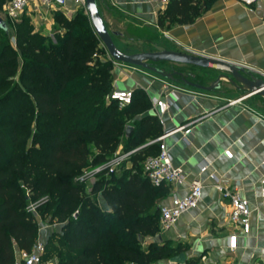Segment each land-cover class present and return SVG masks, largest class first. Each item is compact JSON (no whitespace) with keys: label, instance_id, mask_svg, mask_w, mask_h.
<instances>
[{"label":"trees","instance_id":"obj_1","mask_svg":"<svg viewBox=\"0 0 264 264\" xmlns=\"http://www.w3.org/2000/svg\"><path fill=\"white\" fill-rule=\"evenodd\" d=\"M7 1L0 0V12ZM212 1H171L158 26L163 20L168 25L190 24ZM53 20L63 30L55 34L54 43L33 32L27 18L2 20L13 29V46L0 30V264H13V248L27 253L37 240V226L27 210L30 201L42 216L49 214L61 224L60 231L44 242L43 262L170 260L185 246L152 242L142 249L138 241L158 233V203L168 194L165 185L152 187L142 170L144 159L157 154L158 144L149 142L162 134L160 123L152 115L134 120L147 109L140 91L131 92L130 104L123 108L107 99L112 65L97 58L104 52L81 11L70 19L55 12ZM27 110L34 113L38 130L30 140L28 133L16 128L26 120ZM6 113L15 120H3ZM132 120L133 129L124 138V128ZM118 149L121 154L133 151L123 162L129 168L118 166L122 171L118 176L99 169L86 191L82 172L102 166ZM97 195L106 209L93 201ZM42 198L45 201L37 203Z\"/></svg>","mask_w":264,"mask_h":264},{"label":"crops","instance_id":"obj_2","mask_svg":"<svg viewBox=\"0 0 264 264\" xmlns=\"http://www.w3.org/2000/svg\"><path fill=\"white\" fill-rule=\"evenodd\" d=\"M95 2L106 31L112 34L113 44L122 53L145 52L144 44L160 43L166 50L220 60L264 80V0H256L248 6L238 0H213L192 23L168 25L163 20L161 26H158V18L168 3ZM77 11L87 18L84 7L74 0H65L63 7L53 11L31 4L23 14L35 28V23L41 21L44 25L41 34L53 37L63 33L54 24V13L60 12L70 19ZM136 32L142 37L136 39ZM147 36L149 41L142 39ZM112 77L111 90L143 94L147 109L134 120L147 115L158 119L160 136H163L161 143L172 165L184 176L181 186L168 187V194L159 201L158 207L169 205L171 194L183 195L192 180H198L202 186L195 208L182 214L169 229L155 235L154 243L185 246L181 253L185 261L194 260L199 264H264V203L259 196L264 187V104L259 102V97L239 94L230 98L223 90L204 92L178 82L177 76H174L175 82H170L143 70L121 68L120 64L112 68ZM152 100L166 105V110L158 117ZM132 122L129 121V126L133 129ZM226 150L230 158L224 156ZM202 163L206 168L200 173ZM211 176L228 189L236 186L240 197L247 200L250 209L247 234L234 231L228 224L227 201L213 188ZM96 203L106 209L98 195ZM57 231L39 227L37 240L44 243ZM231 233L237 238L233 252L226 249L227 236ZM13 253L15 262L21 252L14 247ZM47 264H54V260Z\"/></svg>","mask_w":264,"mask_h":264},{"label":"built area","instance_id":"obj_3","mask_svg":"<svg viewBox=\"0 0 264 264\" xmlns=\"http://www.w3.org/2000/svg\"><path fill=\"white\" fill-rule=\"evenodd\" d=\"M65 0H8L2 7V16L8 19L11 22H17L19 17L23 14L24 10L28 8L31 4H37L42 7L45 11H53L58 8L63 7ZM81 7H83V0H74ZM158 4H167L174 0H149ZM243 5H251L256 0H238ZM95 58V55L92 56ZM99 60H107L111 62V65H116L117 63L113 62L106 53L103 57H97ZM107 99L114 101L118 108H123L130 104L131 101V92L129 91H120V90H111L107 96ZM153 107H155L157 117L164 113L166 110V105L164 102L159 100H152ZM186 132V131H185ZM163 136H159L153 141H150L149 144L157 143L158 150L155 156H149L144 159L142 162V170L145 178L149 184L158 188L161 185L167 187H179L184 183V176L179 168H176L170 162L166 150L161 143ZM133 153L129 151L114 156L102 166L96 168L94 172H97L101 168L107 169V173L111 174L114 169L119 166L122 162H125L128 157ZM226 158H230L231 154L229 151L223 152ZM264 165V160L262 162ZM206 164L202 163L199 166V172L202 173L205 171ZM214 184L213 188L218 193L219 197L227 201L228 204V224L232 226L234 231H238L242 234H247L249 231V215L250 209L247 200L240 197L238 194L236 186H233L231 189H228L221 184L217 183L213 176L210 177ZM201 184L198 180H192L186 191L181 196H176L171 194L169 205H160L158 207V225L161 231L169 229L176 220L187 211L195 208L198 203L200 193H201ZM259 196L264 203V187L260 189ZM35 206L29 205L27 207L28 212L34 211ZM263 227H264V215H263ZM237 238L235 233H231L227 236V246L226 249L229 252H233L236 248ZM44 254V243L36 240L29 252H21L20 257L13 264H47V262L42 261V256ZM230 264V263H222Z\"/></svg>","mask_w":264,"mask_h":264},{"label":"water","instance_id":"obj_4","mask_svg":"<svg viewBox=\"0 0 264 264\" xmlns=\"http://www.w3.org/2000/svg\"><path fill=\"white\" fill-rule=\"evenodd\" d=\"M83 7L87 15L91 30L98 42L101 44L108 57L117 64H123L154 74L164 80L175 82L174 76L180 79V82L196 90L211 92L220 89V81H226L230 86L240 91L241 97L256 96L264 102V80L253 76L249 71L241 67L205 57L193 56L190 54L166 50L160 46H154L153 51L140 52L135 54H124L115 47L111 39V33H108L97 12L95 0H83ZM0 30L7 33L6 24L0 18ZM160 63H169L180 66H190L204 70L218 72L217 78L209 86H201L196 83L186 81L179 73H166L155 65ZM238 85V86H237ZM132 128H124V138H127ZM137 148L135 151L139 150ZM185 261L182 254L171 258L169 264H183Z\"/></svg>","mask_w":264,"mask_h":264},{"label":"rangeland","instance_id":"obj_5","mask_svg":"<svg viewBox=\"0 0 264 264\" xmlns=\"http://www.w3.org/2000/svg\"><path fill=\"white\" fill-rule=\"evenodd\" d=\"M0 18L5 21V18L2 16V12H0ZM25 18H27L29 24L31 25L32 27V30L33 32H38L41 36H43L41 33L43 32V29H44V25L41 21H39L38 23H35V26L36 28L33 26L32 22L30 21V19L22 14L19 19H18V22L24 20ZM35 28V30H34ZM135 38L136 39H139L140 37H142L139 32H136L135 33ZM6 37H7V40L9 42V44L11 46H13V29L11 27H8L7 28V33H6ZM43 37H46L47 40L50 41V43H54L55 41V35L53 37H49V36H43ZM142 39H146L147 41H149V36H147V38H142ZM99 43V42H98ZM99 46L100 48L103 50V52L105 53L104 49L102 48L101 44L99 43ZM154 46H161L160 43H156L155 45H146L144 44L142 49L145 51V52H149V51H153V47ZM140 53V52H139ZM124 54H135V53H124ZM19 66H20V60H18V65H17V68L19 69ZM157 68H159L160 70L166 72V73H179L185 80L187 81H190V82H193V83H197L199 85H204V86H207L209 85L212 81H214L217 76H218V72H213V73H209L208 71H205L203 69H198V68H195V67H190V66H180V65H173V64H169V63H160V64H157L155 65ZM112 68L114 66H111ZM120 67L122 68H134V67H131V66H127V65H123V64H120ZM136 70H139V71H142L141 69L139 68H135ZM211 76V77H209ZM14 81H16V77H14ZM178 82H180L178 80ZM238 86V85H237ZM219 90H223L224 91V95H226L227 97H236V95H239V94H242L240 91L236 90L234 87L230 86L226 81L224 80H221L220 81V89ZM9 102H12V96L9 95L7 96ZM254 98H258V97H255ZM256 100V99H255ZM259 102L261 104H264L263 100L261 98H259ZM2 110V102H0V112ZM3 116V115H2ZM15 116H10L9 113H6L5 116H3V120H10V121H14L15 120ZM18 129H21V130H24L26 132V134L28 133V138L29 140L32 138L33 136V133L34 132H38L37 128L35 127V124H34V113L31 112V110H27L26 111V120L23 121L22 123H20L19 125H17ZM121 154L120 150L118 149L116 151V153L114 154V156L116 155H119ZM119 166H124V168H129L128 165H125L123 162L119 165ZM98 168V167H96ZM96 168H91V167H87L81 174L80 176V180H84L83 182L84 183V186H85V189L87 191V188L94 182V179L91 177L92 174H93V171L96 169ZM121 170L119 169V167L117 166L114 171H113V174L115 176H118L119 174H121ZM46 198H42L41 200H39L37 203H43L45 201ZM93 201L96 202V196L93 197ZM35 202H29L27 204V207L29 205H34L35 206ZM32 215H33V218L35 220V223H36V226L37 228L39 227H50V228H53V229H57V233L60 231V227H61V224L58 223L55 219L54 220H50L49 219V214H46L45 216H42L41 215V210L40 211H37L35 210L34 208V211L30 212ZM161 230L159 229L158 234H160ZM139 241V244H140V247L142 249L145 248V246L148 244V243H152V242H155L156 241V237L153 236V237H140L138 239ZM144 245V248H143V245ZM157 244V243H156ZM157 245H164L166 247H173V246H177V244H172L170 242H162L161 244H157ZM196 264H199L198 261H195ZM151 264H169V260L168 259H165V260H161V261H158V262H153Z\"/></svg>","mask_w":264,"mask_h":264}]
</instances>
